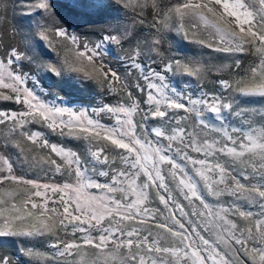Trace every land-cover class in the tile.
I'll use <instances>...</instances> for the list:
<instances>
[{
	"label": "snow or ice",
	"instance_id": "obj_1",
	"mask_svg": "<svg viewBox=\"0 0 264 264\" xmlns=\"http://www.w3.org/2000/svg\"><path fill=\"white\" fill-rule=\"evenodd\" d=\"M19 7L29 31L0 35L17 249L0 264H264V0Z\"/></svg>",
	"mask_w": 264,
	"mask_h": 264
},
{
	"label": "rangeland",
	"instance_id": "obj_2",
	"mask_svg": "<svg viewBox=\"0 0 264 264\" xmlns=\"http://www.w3.org/2000/svg\"><path fill=\"white\" fill-rule=\"evenodd\" d=\"M20 2L21 0H0V13H2V15H0V35H2L3 37L6 34H8L10 37L12 28L18 29L21 34H26L29 31L28 20L22 18L19 15L21 10L19 7ZM23 2L30 3L31 0H23ZM59 2L63 3L65 2V0H59ZM89 19H95V17ZM20 39L21 36L18 35L16 37V40L19 41ZM50 90L61 91L60 87L55 81L51 82ZM71 91L73 92L74 99L77 100L79 103L83 105H87L89 103L91 97L88 92H79L75 91L74 89H71ZM61 94L64 95L65 92L61 91ZM256 106L259 107V105ZM73 147L75 146L73 145ZM17 174L23 173L18 172ZM26 178L33 179L36 177H34L31 172H28L26 174ZM45 182L53 181H48L45 179ZM54 182H59V180H55ZM16 250V244L13 240L3 238L2 242H0V254L13 255Z\"/></svg>",
	"mask_w": 264,
	"mask_h": 264
},
{
	"label": "trees",
	"instance_id": "obj_3",
	"mask_svg": "<svg viewBox=\"0 0 264 264\" xmlns=\"http://www.w3.org/2000/svg\"><path fill=\"white\" fill-rule=\"evenodd\" d=\"M3 39H4V41L7 43V42H8V40H9V35H8V34H6V35L3 37Z\"/></svg>",
	"mask_w": 264,
	"mask_h": 264
}]
</instances>
